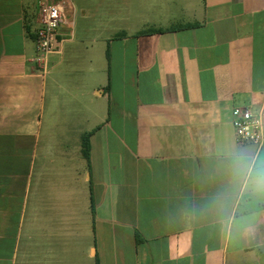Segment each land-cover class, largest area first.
Here are the masks:
<instances>
[{
  "label": "crops",
  "instance_id": "0c3cea01",
  "mask_svg": "<svg viewBox=\"0 0 264 264\" xmlns=\"http://www.w3.org/2000/svg\"><path fill=\"white\" fill-rule=\"evenodd\" d=\"M0 0V264H264V0ZM69 1V0H67Z\"/></svg>",
  "mask_w": 264,
  "mask_h": 264
},
{
  "label": "built area",
  "instance_id": "2783aa9c",
  "mask_svg": "<svg viewBox=\"0 0 264 264\" xmlns=\"http://www.w3.org/2000/svg\"><path fill=\"white\" fill-rule=\"evenodd\" d=\"M70 0L43 2L40 5V29L36 37V56L33 59L35 69L46 74L50 69V56L57 51L59 29L74 26V21L67 17ZM233 127L237 141L243 145L261 147L264 144L263 118L250 110H235Z\"/></svg>",
  "mask_w": 264,
  "mask_h": 264
},
{
  "label": "rangeland",
  "instance_id": "374dc122",
  "mask_svg": "<svg viewBox=\"0 0 264 264\" xmlns=\"http://www.w3.org/2000/svg\"><path fill=\"white\" fill-rule=\"evenodd\" d=\"M93 1V0H92ZM120 1V6L122 8V5H123V0H119ZM74 2L77 3V0H74ZM156 3H157V0H147V10H146V16L150 19L153 18V15L155 14L156 12V7L157 9H162L163 12L167 11L168 10V13L172 10L170 7H171V4H168V3H163L162 4V8L160 6H156ZM138 0H131V5H130V8H131V13L133 16H136L137 15V10H138Z\"/></svg>",
  "mask_w": 264,
  "mask_h": 264
}]
</instances>
